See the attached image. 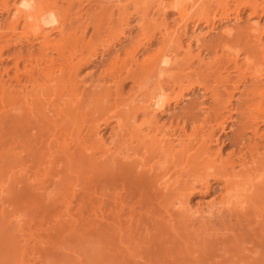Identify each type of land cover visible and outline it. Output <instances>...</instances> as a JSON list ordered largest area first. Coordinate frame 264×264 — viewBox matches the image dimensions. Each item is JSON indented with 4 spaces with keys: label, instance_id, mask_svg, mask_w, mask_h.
Wrapping results in <instances>:
<instances>
[{
    "label": "bare ground",
    "instance_id": "6f19581e",
    "mask_svg": "<svg viewBox=\"0 0 264 264\" xmlns=\"http://www.w3.org/2000/svg\"><path fill=\"white\" fill-rule=\"evenodd\" d=\"M74 1L69 0L71 9ZM158 1L156 6L160 2L161 6H165L163 0ZM220 1L217 2L218 6L226 7L228 0ZM232 1H236L232 15L224 10V13L218 14L217 21L222 24L223 20L231 18L237 21L242 9H250L246 31L253 37L255 48L252 44V48L250 46L247 50L229 45L234 37L235 40L238 38L237 35L233 36L231 26L224 25L219 35L228 40L224 42L222 39L224 44L218 45L220 54L215 59L211 57L214 60L212 64L213 60L207 61L208 54H204L206 51L202 48L203 29L198 30L201 22L206 26L212 23L213 26L208 28L210 32L216 28L214 25L217 22H213L216 16H211L206 7L200 8L199 12L185 4L192 13H200H196L199 16L197 22L194 21L191 33L186 36L185 32L189 30L187 20L193 15H188L192 13L186 8L187 12L185 5L177 4L178 8H174V2V5L167 2L171 10L179 9L176 10L179 20L172 27L165 26L164 10L167 6L162 8L158 5L164 11L160 16L163 15L161 24L166 31L161 32L158 42H154L157 38H154L152 31L148 32L149 24L144 26V22L149 23L148 0H129L136 4L137 9H141L135 12V21L137 24L140 22L136 26L148 31L141 36L144 39H136L140 42L130 45L131 49L125 50V56L121 58L119 52L127 47L116 49V44L119 42L121 45L129 38L124 26L119 30V27H113L107 41L91 44L85 40L84 32L87 29L81 30L77 26L72 32L67 28L68 32H64L67 24L72 22L73 14L70 7L61 4V0H0V16H3L0 21V59L4 51L12 46H19L20 50L27 48L25 54L19 55L22 66L14 63L12 74L4 68L2 71L6 77L0 71V128L6 129L3 131L10 133L12 141L17 142L15 161L19 167L16 171L5 170L0 174V214L5 213L6 202L23 206L48 198L60 203L58 205L64 203V216L73 218L84 212L83 201L81 204L75 201L78 207L74 213L77 214L69 213L73 209L70 208L76 193L78 195L81 190L88 189L97 194L100 189L102 197L105 194L110 196L111 192L105 193L107 189L112 191L110 197H113L118 210H106L109 213L106 217L103 207L96 206L97 203L96 207L93 205L96 211L94 215L100 217L97 228L104 231L106 221L110 228L124 229L126 237L120 236L118 240L125 243L122 245L124 251L133 253L131 255L134 257L138 249H142L137 253L139 256L154 258L163 255L171 258L182 249L203 248V254L210 256L216 253L215 257H220L219 260L224 262L237 257L240 251L257 253L255 251L264 248V218H261L264 216V128L261 129L264 126V24H258L264 16V0ZM113 5L122 11L121 7H125L127 2L121 7L115 3ZM224 7L220 8L223 10ZM183 9L186 11L183 12ZM87 12L89 16L90 12ZM111 13L109 17L113 15ZM83 16L77 15L74 22L77 19L81 22ZM128 17H122L117 26L124 23L129 25ZM114 28L118 31L114 32ZM78 32L80 34L77 36ZM65 33H71V37ZM183 35L186 37L185 43ZM121 36L124 40H121ZM69 37L72 42H69ZM113 49L116 50L108 57L110 61L103 63L108 65L107 68L100 69L101 72L97 68L100 72L97 77L83 78L86 73L81 77L80 71L85 64L93 63L99 57L104 58ZM256 50L262 58L260 62L256 58L259 56ZM223 60L233 63L234 70L240 71V76L248 75L253 81V86L250 84L247 89L244 85V95H247L245 100L243 95L244 107H240V103L239 107H235L231 101L234 97L231 91L239 92L241 87L242 93V84L236 83L229 92L223 91L227 88L224 82H230L229 72L226 75L224 72V78H218L225 85H219L220 80H216L219 84L216 82L212 87L207 76L199 71L201 68L209 70ZM99 62L102 64V61ZM195 76L198 78L195 79ZM164 78L170 79L171 87L167 84L170 88L180 86V83L184 86V80V83L190 82L175 95L174 106L186 99L187 92L196 86L205 92V97L211 98L212 105L204 111V124L200 128L193 126L190 130V125L186 123L178 122L175 125L161 121L164 120L163 116L169 114L171 106V97L167 98L169 94L165 86L169 80L166 82ZM125 80L131 81L126 94L123 90ZM219 86L223 89L220 90ZM225 111L227 114L224 117ZM238 113L244 114L243 121L238 120L240 125L237 122L239 130L234 133L233 143L239 145L238 152L236 149L234 153L230 151L224 156L220 148H211L212 143L218 141L215 131L226 132L227 128L237 125L234 115ZM107 128H110V132H107L110 139L104 136L103 130ZM246 138L251 139L249 145ZM25 156L35 159L31 165L35 166L32 172L30 166L24 165L25 159H28ZM88 171H92V175L86 178ZM214 182L221 185L220 197L193 206L191 198L194 193H208ZM22 206L17 208L19 215L11 223H19L28 215ZM138 207L142 208V212ZM260 215L261 219H257ZM255 223L261 235L253 233ZM19 230L23 231V228ZM24 240L28 241V238L24 237ZM248 243L255 250H249L246 247ZM168 244L176 245L177 249L167 250ZM19 249L24 256L26 248ZM141 256L139 258H143ZM254 261L251 256L244 255L239 259V264H255Z\"/></svg>",
    "mask_w": 264,
    "mask_h": 264
},
{
    "label": "rangeland",
    "instance_id": "374dc122",
    "mask_svg": "<svg viewBox=\"0 0 264 264\" xmlns=\"http://www.w3.org/2000/svg\"><path fill=\"white\" fill-rule=\"evenodd\" d=\"M61 1H62L61 4L63 6L70 7V9H71V5L69 6V4H68V3H70L69 0L68 1L67 0H61ZM66 1H67L68 5L67 4L65 5ZM115 1L116 0H111V1L110 0H79V1L76 0V1H74V4L72 3L73 7L71 9V13L73 14V15H71V17H73V19H72L71 23L67 24V27H65L64 32H68L70 30H71L70 32H72V29L74 31L75 27L77 28V26H79L81 30L87 29L84 32L85 40L89 41L91 44H99L100 42L107 41L109 39L108 37L110 36V34L112 35V33H110V32H111V30L113 31V27H119L118 28V30H119L121 26H122V28L124 26L125 28H123V29L126 30L125 31L126 34H129V38L126 39L125 41H123V43L121 45L119 44V42H117V44H116V49H118V47H123V48L127 47V48L122 50L124 52H122V51L119 52L120 57L122 58L123 56H125L124 55L125 50L128 51L129 49H131V47H129L130 45L134 46L135 44H138V42H140V41L137 42L136 39H140V40L144 39L141 36H143V33L147 32L148 30H149L148 32L152 31L153 34H155L154 38H157V39H154V42L155 41L158 42V40H160L159 35L161 34V32L166 31L164 29L165 28L164 25L161 24V20H162L161 17L163 15L160 16V14H163V13H161L163 11L162 8L167 6L168 3H170V4L172 3L173 5L175 3V5L172 6L174 8H178V7H176L177 4H179L180 6H182V5L184 6L185 4H187L188 6H191L192 10L196 9L199 12L201 10L200 8H202V7L203 8H205V7L209 8L208 11H210L211 16H216V18L214 17V19H213L214 23H215V21L218 23V21H217L218 17H219L218 14L224 13L225 11L226 12L228 11L227 13L231 14V13H233V10L235 9V6H236V5L234 6V3H236V1H232V0H228V2L226 3V7H224L225 5L220 6V7H224L223 10L217 4V2L219 0L217 2L215 0H175V2L173 0L172 1L171 0H163L162 4L165 2V6L164 5L161 6L160 5L161 2H160L158 4L160 7H162L160 9L158 7V5L156 6V3L159 2L158 0H148L149 3H147V4H150V5H149V8H148V6H147V8L149 9V11H148V9H144V8H143V10H145V11L147 10L149 13V14L147 13V15L149 16V18H147L149 23H147V21L144 22V26H147L149 24L148 25L149 27H148V30L142 31L141 27L136 26V25H139L140 22L137 24L135 21L136 20L135 17H136V13H137L136 10L141 11V9L140 10H139V8L137 9L136 4L130 3L129 0H120V1L117 0V2H115ZM125 1L127 2V5H126ZM151 1H152V3H150ZM153 1H156V2H153ZM221 1H224V0H221ZM195 2L197 5L195 4ZM114 3L117 6L119 4L120 7L126 5L125 7H121L123 12L121 10H118L117 9L118 7L116 8V6L113 5ZM190 3H191V5H190ZM111 4H112V6H111ZM121 4H123V5H121ZM192 4H193V7H192ZM223 4H224V2H223ZM227 4L229 6H227ZM133 5H134V7H133ZM179 5H177V6H179ZM187 5H185L184 8L185 9L187 8L189 10V12L192 13L194 10L192 11L190 9V7L188 8ZM155 6L158 7V8H156V9H158V12H159L158 14L156 13L157 10H155ZM150 7H151V9H150ZM229 7H231V8H229ZM107 8H108V10H107ZM109 8H111L112 11ZM124 8L127 10L124 11L125 10ZM170 8H171V6H167L164 10L165 11V20H166L165 26L168 25L170 27V25H171V27H172L173 25H175L177 19L179 20V14L176 11V10L179 11V9L173 8L171 10ZM159 9L161 11H159ZM185 9H183L184 10L183 12H185L187 10V9L186 10ZM143 10H142V12H143ZM188 10H187V12H188ZM217 10H219V11H217ZM85 11L86 12L88 11L87 13L90 12L89 16L86 15ZM111 12H113V15L109 17ZM199 12H196V13L198 14ZM218 12H220V13H218ZM250 12H251L250 9H246V8L242 9L240 11V19L235 21L236 19L232 20V18H231L229 20H223V24L221 22L218 24L215 23L214 26L216 28H214L215 30H212L211 32L208 30V28L210 29L213 26L212 23H211V25L209 24L210 26H208V25L206 26L203 22H201L199 24L200 29L198 28V30L203 29V31H202V33H203L202 44L204 45V47H202V48L206 51V52H204V54L205 53L208 54L207 61L211 62L213 59H215L220 54V52L218 50H219V47L221 46V44L223 45L225 40H228L227 38L224 39V38L220 37L221 35H219V31L222 30V28H221L222 26H223V28L225 26H228V27L231 26L234 30L233 36L237 35L238 39L235 40L236 38L234 37L235 39L233 38V40H235V41H233V40L231 42L229 41L230 42L229 45H231L234 48H239V49L244 50V48L245 49L249 48L252 44V46L255 48L253 37L250 34H248V32L246 31V25L248 24V20H249L248 14ZM103 13L105 15H103ZM196 13L188 14L189 16L193 15V16H190L193 19H191L189 17H188L189 20L186 19L187 23H188L187 29H189V30H186L185 35L191 33L190 31H192V27H193L192 25H193L194 21L197 22L196 20L199 16H197ZM76 14L77 15H80V14L84 15L82 18L84 21L81 19L83 21V24L81 23L82 21L80 22V20L78 21V19L76 20L77 23L74 22L75 18H77ZM194 14H196V15H194ZM128 15H129V17H128ZM185 15L187 16V13H185ZM185 15H184V17H185ZM126 16L128 17V22L130 21L129 25H126L124 23V21H125L124 20V21H122L124 23V25L117 26L118 24L121 23L120 20L122 19V17L126 18ZM2 18H3V16H0V21ZM110 18H112V20H110ZM190 20H191V22H190ZM78 22H80L81 24ZM91 22H92V24H91ZM93 22L96 23L95 24L96 25L95 30H94L95 27H94ZM88 23H90V24H88ZM77 24H79V25H77ZM258 24H259V26L260 25L262 26V24H264V16H262V18L259 19ZM84 26H85V28H84ZM69 27H71V29ZM131 27H132V29H130L131 31H129L128 29ZM137 27H139V28H137ZM66 28L69 30L67 31ZM149 28H151V30ZM80 29L78 31H81ZM159 29L161 31H159ZM241 29H243V30H241ZM118 30H116V28H114V32L118 31ZM154 30H155V33H154ZM156 30H158L160 33L157 32ZM187 31H188V33H187ZM205 32H206V34H205ZM236 33H238V34H236ZM65 34H63V36H65ZM70 34H66V35L70 36ZM79 34H80V32L77 33V36ZM113 35H114V33H113ZM55 36H56V38L59 37V36L57 37V35H55ZM70 37H69V39H70ZM182 39L184 40L183 42L185 43L186 37H184V35L182 36ZM222 39H224L223 40L224 42H222ZM248 39H249V41H248ZM70 40L71 41H69V42H72V39H70ZM121 40H124V38L122 37ZM55 42H56V40H55ZM249 43H250V45H249ZM218 45H220V46H218ZM247 45H249V46L247 47ZM216 46H217V48H216ZM252 46H251V48H252ZM12 47L13 48L10 47V48L6 49L4 51L2 58L0 59V71L2 72V75H4V72L2 71V70H4V68H5V70L7 69L10 74H12V72L14 71V65H15L14 63L18 62V63H20V66H22V63H21L22 60L19 57V55L25 54L27 48L25 50L24 49L20 50L19 46H12ZM18 49L20 50V52H18L19 51ZM67 49H70V48L68 47ZM116 49L111 50L109 52V54H107V55L105 54L104 58L99 57L98 58L99 60L96 59L93 63L85 64L84 68H82V70L80 71L81 77H83L85 73H86V75H88L89 73L92 75L91 76H90V74L88 76L85 75L83 78H91L92 76H93L92 78L97 77L96 75H99L101 72L100 69L107 68L108 65H105V64L103 65V63L110 61L108 57L109 56L111 57L112 53ZM215 51L217 52V54H215L216 53ZM249 52H250V50H249ZM255 53H257V50ZM256 55L260 56L259 53H257ZM259 56L256 57L258 59V62H260V60H262L261 56H260V58H259ZM211 57L213 58L212 60H211ZM18 58H20V59H18ZM99 61H102V64ZM223 61L224 62L221 61V63H219L218 65H216V64L214 66L212 65L211 66L212 68L209 70H205L204 68H201V69H199V71L203 76H207V79H209L208 82H209L210 86H212V84H213L214 87H215L216 82H218L217 84H219V81H216V80H220V79L224 78V75H226L229 72L228 74L230 76L229 77L230 82H228V84H227V82H224V83H226V86L228 89L226 88V90H223V91L227 92L228 90H232L236 83H239L240 86L242 84V87H243L242 93H241V87H240L239 92L235 91L234 89L231 91V92H233V95L235 97V98L233 97L231 99V101L235 107L236 106L239 107L240 104L242 105L240 107H244L245 104L243 102H245V101H243L242 99L245 96L244 97V100H245L247 95L246 94L244 95L245 91H243V90L247 89V86L249 87L250 84H251V86H253V83H252L253 81L251 80L250 77H248V75L245 77H243V75L240 76V71H238L236 69L234 70V64L233 63L227 62L228 63L227 64V63H225L226 62L225 60H223ZM195 62H194V65L196 67L197 62H196V64H195ZM213 62H214V60L212 61V64H214ZM99 63L103 66H101ZM220 64H224V65H220ZM104 66H106V67H104ZM217 67L219 68L220 71H222L224 69L222 71L223 73L219 72ZM223 67H225L226 69ZM97 68L100 72L97 70ZM212 69H214V70L211 71ZM218 72H219V75L221 77H218L219 76V75H217ZM224 72H225V74H224ZM236 72L239 73V75H237ZM238 76H240L241 78H239ZM123 77L124 76L122 75V78ZM197 78L198 77H196L195 79H197ZM218 78H220V79H218ZM164 80L165 81L169 80L168 83H166V84L164 83L165 86L171 82L170 79H168V78L167 79L164 78ZM231 80L234 81L233 82L234 85H233ZM237 80H241L242 83L240 81H237ZM250 80H251V82H249ZM185 81L186 80H184L182 82V84L184 86H182L181 83L179 84L180 86L177 85V86H174L172 88H170L171 87L170 84H169L170 87L168 85L166 86L167 95L169 94V96H167V98L170 99V97H171L170 100L168 99L171 103V106H170V111L168 112L169 114H167V116H163L164 120L161 119V121H163V122L167 121L166 122L167 124L171 122L172 124H175V125L178 122L183 123V124L186 123L187 125H190V126H188V128L191 130V128L193 126L200 128L204 124V116H205L204 111L206 110L207 107H211L212 101H211V98H209L208 96L205 97V92L202 89L199 90V88L197 89V86H196L195 89H193L191 92H187L186 99L182 100V102H180L178 105L174 106V99L173 98H175V95H178L180 90H182L183 87L185 88V86H187L188 83H190L187 81L186 82L187 85H186V83H184ZM220 83L221 84H219V85H222V83H223L222 80H220ZM228 85H229L230 89H229ZM244 85L246 86L245 89H244ZM123 86H124L123 87L124 93L126 94L128 92V89H130L131 81L125 80ZM219 87H220L219 88L220 90L223 89L221 86H219ZM171 89L172 90L175 89V90L172 91ZM224 97L226 98V96H224ZM172 99H173V102L171 101ZM224 113L222 116L225 117L227 112L225 111ZM243 116H244V114H241V113L235 114L234 117L236 118L235 121L237 120L236 123L238 122L240 125V123H241L240 121H243V118H244ZM224 117H222V118H224ZM238 117H240V119H238ZM238 120H240V121H238ZM238 123H237V125H238ZM229 125H231V124H228V126ZM237 125L236 124L233 125L232 126L233 129L227 128L226 132L215 131V134L218 138V141H216L215 143L214 142L212 143L213 144L211 146L212 150L216 149V148L217 149L220 148L222 150V154L224 156L230 154V153H228L230 151L234 153V151H236V149L239 148V145H235L233 143L235 141L234 133H235V131L237 132L239 130V125L238 126ZM262 128H264V126H261V129ZM109 129L107 128V129L103 130V132L105 133L104 136L106 135L105 138H107V139H110V136H108L109 134L107 133V132H110ZM3 130L7 131L6 129H3ZM3 130L0 128V174L2 171H5V170L6 171H8V170L16 171L19 168V167H17V162L15 161V153L17 152V148H15V147L17 145V142L12 141L11 134L5 133ZM3 133H5V134L3 135ZM245 141H246V143H248V145L251 143L250 138H246ZM232 144H234V145H232ZM10 149H12V150H10ZM236 152H238V149ZM29 155H32V154H29ZM27 156H25V157H27ZM27 158L28 159L27 160L25 159V162L23 161L24 165H27L26 167L30 166L29 169H31V172H32V170L35 166L33 167L31 165L35 159L33 160L34 157L33 158L27 157ZM26 161H27V163H26ZM28 164H30V165H28ZM33 173H34V171H33ZM85 174L87 176L86 178H89L92 175V171L91 172L88 171V173H85ZM93 179H95V178H93ZM220 186L221 185L219 184V182H214L211 185L212 189L208 193L201 194L198 192V194H197V191H196L195 192L196 194L194 193V195L191 198L192 199L191 204L193 206L194 205L197 206V204H200V203L201 204L207 203L210 199H214V198L218 199V197H220L219 195H221L220 193L222 192V190H221L222 188ZM95 192L96 191H94V190L85 189V190H81V193H79V190H78V193L81 194L82 196H80L79 194H78L79 195L78 196L76 193V196L73 197L74 201L72 200L73 202L71 203L72 207L70 206L71 207L70 209H72V208L73 209L69 210V213H70V211H72L73 213L76 212V208L78 207L77 204L82 202V201H83L82 206H84L83 207L84 212L82 211V214L80 216L75 215L77 213H74L75 216L73 218L71 216L70 217L68 216L69 218L64 216V214H63L65 211L64 210L65 206L63 205L64 203L61 205H58L60 203H57V201H54L53 199H52L53 200L52 201L51 199L48 200V198L47 199L41 198L39 200H36L32 203L25 204L23 206L20 204H15L12 201L6 202L5 203V210H6L5 213L3 215L0 214V264H239V259L244 255L251 256L253 259H255V261H254L255 264H264V248H261L260 251H255L257 253H254L252 251H250V253H249L246 250L240 251L238 253L237 257L229 258L224 262L219 260V259H221L220 257H215L216 253L212 254L210 256H207L206 253L203 254L202 253L203 248H201V249L200 248H192L189 251H185L182 249V251L180 253H178L175 256H171V258L164 257L163 255H160V256L154 257V258H152V256L145 257V256L140 255L143 258H139L140 256L137 253L138 252L140 253V251L142 249H138V251L136 252V256L134 257L131 255L133 253L130 254V253L124 251L122 245L124 246L125 243H123V242L120 243V241L118 240L120 236L126 237V235L123 234L124 229L120 231V230L112 228V227L110 228V227H108V224H106L107 223L106 221L104 222V225H106V226H104L106 228L104 231L97 228V225L100 221V217L97 218L98 216L94 215L93 212L95 211L94 210L95 208H93V205L95 206L97 203L98 205H96V206H100L101 208L103 207V209H104V210H102V211H104L103 213L110 212V209H111V211H114V209L117 208L118 206L117 205L115 206V203H113V201H112L113 197L112 198L110 197V196H112L111 190L108 191L106 189L105 193H108V192H111V193H109L110 196L108 194L103 195L104 197H102L99 194L100 189H99V191H97L98 192L97 194H95ZM97 196H99L100 199ZM102 198H105V199H102ZM107 198H108V200H107ZM109 198H111L110 199L111 201L109 200ZM75 201L78 203H76ZM104 203H105V205H104ZM51 204H53V205H51ZM21 206L24 207L26 211H28V215L25 216L21 221H19V223L18 222H12L11 223V220L14 219V217H16L17 215H19V213L16 210H17V208L19 209ZM105 206L109 207V208H106ZM112 206L113 207L115 206V207L112 208ZM50 209H51V211H50ZM138 209L140 210L142 208L138 207ZM144 209H146V208H144ZM117 210H118V208H117ZM140 212H142V211L140 210ZM262 212H264V211H262ZM108 214L109 213H106V215L105 214L104 215L107 217ZM260 214L262 215V213H260ZM261 215L257 216L258 217L257 219L264 218V216L261 217ZM257 219H256V222H257ZM255 226H256V223H255ZM21 228H23V231L19 230ZM256 229H257V231H256ZM255 232L259 233L258 235H261L260 234L261 232H259V229L257 226H256L255 231L253 233H255ZM22 233H24V235H22ZM248 233L251 234L252 232H248ZM24 237H27L28 241L27 240L25 241ZM166 246H167V248H166L167 250L172 251V250L177 249V246L173 245V244H168ZM246 247L249 250H255V247H253V245L251 243L246 244ZM19 248H26V252H25L24 256H22V251ZM217 253L221 254V252H217ZM125 254H126V257H125ZM225 257H227V255H225ZM247 264H249V263H247Z\"/></svg>",
    "mask_w": 264,
    "mask_h": 264
}]
</instances>
